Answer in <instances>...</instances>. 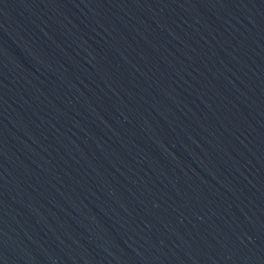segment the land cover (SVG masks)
Listing matches in <instances>:
<instances>
[{
    "label": "water",
    "instance_id": "water-1",
    "mask_svg": "<svg viewBox=\"0 0 264 264\" xmlns=\"http://www.w3.org/2000/svg\"><path fill=\"white\" fill-rule=\"evenodd\" d=\"M0 264H264V0H0Z\"/></svg>",
    "mask_w": 264,
    "mask_h": 264
}]
</instances>
